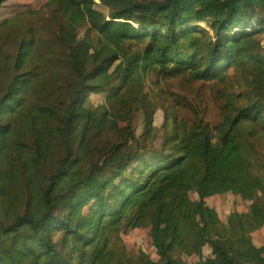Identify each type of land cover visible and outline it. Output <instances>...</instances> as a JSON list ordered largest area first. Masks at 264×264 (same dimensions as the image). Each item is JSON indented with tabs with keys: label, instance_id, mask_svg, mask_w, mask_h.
<instances>
[{
	"label": "trees",
	"instance_id": "obj_1",
	"mask_svg": "<svg viewBox=\"0 0 264 264\" xmlns=\"http://www.w3.org/2000/svg\"><path fill=\"white\" fill-rule=\"evenodd\" d=\"M9 3L0 28L34 12L19 2L5 15ZM101 4L46 0L52 36L28 27L15 41L0 85V264H136L124 243L144 221L151 264L186 240L196 264H264V0ZM183 74L222 84V121L188 103L182 116L179 94L158 112L140 93ZM123 89L142 104L138 136L129 109L108 103ZM160 116L171 144H156ZM226 195L247 204L227 223L213 202Z\"/></svg>",
	"mask_w": 264,
	"mask_h": 264
},
{
	"label": "rangeland",
	"instance_id": "obj_2",
	"mask_svg": "<svg viewBox=\"0 0 264 264\" xmlns=\"http://www.w3.org/2000/svg\"><path fill=\"white\" fill-rule=\"evenodd\" d=\"M14 3H9L5 9V15H11L15 5L19 2H29L34 9L32 14H26L21 21L13 23L10 27L0 28V49L3 51L4 58L0 59V85L4 81L5 77L10 72L11 62L15 56V41L19 40L24 34L27 33V28L32 27L35 31H47V37L52 36L54 29V18L51 14L43 10L42 5L46 0H12ZM2 17H0V20ZM82 52L84 57L88 60L87 69L90 68V48L86 43L82 45ZM9 54L10 56H6ZM127 57L124 61L127 62ZM141 95L149 102L155 104V109L159 112L157 105L165 109V105L175 99L174 94H179L180 113L182 116H191V109L187 108L188 103L190 107H196L200 109L201 115L211 124L222 121L225 111L220 107L223 102V87L219 81L210 82H194L186 75H179L172 78L163 79H150L147 78L144 82V86L140 90ZM121 103L131 114L130 126L134 130L136 136L141 129L142 118V104L135 98L134 94L130 91L123 89L118 94L114 95L108 100V103ZM162 108V109H163ZM165 121L163 116H160V122L158 121L153 129V134L157 136L156 144L165 140L167 144L172 143V132L169 130V125L162 126L161 123ZM158 145V146H159ZM216 208L220 212L223 219L227 222L231 221L234 216V209L237 206H247L246 203L237 200L232 195H226L223 198H217L213 200ZM258 243L264 241V229L259 234L255 235ZM126 253L131 256L136 264H151L157 262V256L153 253L151 248L150 226L149 222L144 221L142 225L132 230L125 239ZM170 254L172 257L171 264H196L197 253L195 247L191 241H177L170 248ZM210 262L212 264H220L221 261L215 253H210Z\"/></svg>",
	"mask_w": 264,
	"mask_h": 264
},
{
	"label": "built area",
	"instance_id": "obj_3",
	"mask_svg": "<svg viewBox=\"0 0 264 264\" xmlns=\"http://www.w3.org/2000/svg\"><path fill=\"white\" fill-rule=\"evenodd\" d=\"M96 4L98 5V6H103L102 4H101V0H96Z\"/></svg>",
	"mask_w": 264,
	"mask_h": 264
}]
</instances>
